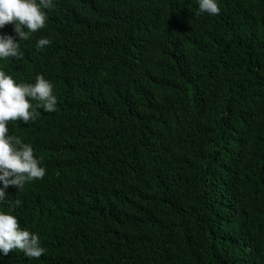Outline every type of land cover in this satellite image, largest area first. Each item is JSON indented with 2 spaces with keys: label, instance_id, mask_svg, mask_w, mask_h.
<instances>
[{
  "label": "trees",
  "instance_id": "16d2710c",
  "mask_svg": "<svg viewBox=\"0 0 264 264\" xmlns=\"http://www.w3.org/2000/svg\"><path fill=\"white\" fill-rule=\"evenodd\" d=\"M196 6L54 0L23 60L0 61L57 97L9 122L45 175L0 205L45 252L0 264H264V0Z\"/></svg>",
  "mask_w": 264,
  "mask_h": 264
},
{
  "label": "clouds",
  "instance_id": "9594fccd",
  "mask_svg": "<svg viewBox=\"0 0 264 264\" xmlns=\"http://www.w3.org/2000/svg\"><path fill=\"white\" fill-rule=\"evenodd\" d=\"M54 0H0V29L12 25V35L0 32V61H22L20 45L33 34L45 28ZM220 12L218 0H197L194 15L216 16ZM50 44L47 38L37 39V50ZM35 101V103H33ZM57 97L53 85L42 75H36L34 82L17 83L4 70H0V205L5 202L12 207L21 201L6 200L5 190L12 186L21 191L24 186L45 175L41 161L34 156L30 143H24L20 136L9 134V122L28 124L40 114L37 109L52 113L57 111ZM8 211L0 210V260L9 252H22L25 257L39 259L45 252L40 237L27 228H21L17 218Z\"/></svg>",
  "mask_w": 264,
  "mask_h": 264
}]
</instances>
